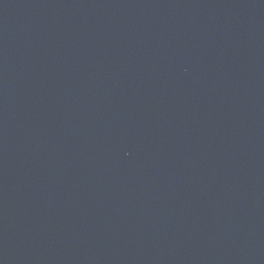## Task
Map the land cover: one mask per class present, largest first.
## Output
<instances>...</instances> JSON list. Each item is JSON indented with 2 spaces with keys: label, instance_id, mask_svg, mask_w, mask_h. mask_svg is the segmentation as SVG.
Instances as JSON below:
<instances>
[{
  "label": "water",
  "instance_id": "95a60500",
  "mask_svg": "<svg viewBox=\"0 0 264 264\" xmlns=\"http://www.w3.org/2000/svg\"><path fill=\"white\" fill-rule=\"evenodd\" d=\"M0 264H264V0H0Z\"/></svg>",
  "mask_w": 264,
  "mask_h": 264
}]
</instances>
